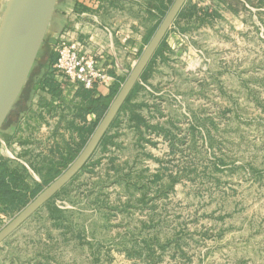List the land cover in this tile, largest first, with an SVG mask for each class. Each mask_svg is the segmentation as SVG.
<instances>
[{"label": "rangeland", "instance_id": "1", "mask_svg": "<svg viewBox=\"0 0 264 264\" xmlns=\"http://www.w3.org/2000/svg\"><path fill=\"white\" fill-rule=\"evenodd\" d=\"M215 5L184 22L149 84L174 134L151 133L133 161L139 185L94 170L92 155L0 243V264H264V0ZM47 46L0 131V159L43 188L82 150L64 166L56 148L79 142L69 128L85 105L81 87L72 98L38 91ZM19 211L0 212V229Z\"/></svg>", "mask_w": 264, "mask_h": 264}, {"label": "crops", "instance_id": "2", "mask_svg": "<svg viewBox=\"0 0 264 264\" xmlns=\"http://www.w3.org/2000/svg\"><path fill=\"white\" fill-rule=\"evenodd\" d=\"M169 1L58 0L44 44L47 42L49 54L51 55V49L54 48L65 32L68 31L66 34L67 39L79 40L83 44L84 52L96 55L105 73L104 81L98 82L95 88L91 90L93 98H98L99 96L108 97L111 86L119 81V79H123L124 82L136 64L146 45L145 42L148 35L156 30L161 21L162 9L166 6L170 7ZM229 1L192 0V3L198 7L204 6V8L208 5L209 11L212 12V8L216 6L215 3H227ZM7 2L8 0H0V12L6 7ZM191 21L197 22V18L194 16ZM180 33V30L173 26L168 31L167 44L173 52L178 48L177 44L180 40ZM50 55L44 64L46 72L49 70L48 67L52 66ZM166 55L168 54L166 53ZM166 55L164 59L157 58L152 66V71L148 78V83L152 85V88H156L157 83L155 79H157L158 75L161 72L164 73L165 69L171 65L170 59L173 57L172 53L168 55V59ZM39 86L41 87L38 91L41 90L43 93L48 92L42 89V83ZM79 87L75 84H69L61 91L68 98H72ZM84 90L87 91L86 89ZM154 96L145 94L139 97L138 102L143 101L147 105L140 110V113L148 120L150 125L163 127V122L159 121L160 116L163 114H161L159 107L154 104V101L157 99L156 95ZM54 99L57 98L54 97ZM30 114L32 113H28V118ZM89 120L94 121L95 114L89 113V116L86 117V122ZM76 121L77 123L79 121V124L83 123L79 119ZM138 128V124L135 121H130L127 115L123 119L121 126L112 130L109 139L110 144H107V148L100 147L98 149L96 153L98 154V159L96 162L100 161V163H95L98 169L94 170L104 171L107 176L114 174L115 178L117 175L110 166V156L116 157L115 163L118 161L133 163L142 152L140 148L142 139L140 138ZM141 128L144 130L143 126ZM73 134L77 133L73 132ZM112 136H114V139H112ZM111 140L114 144H112ZM150 140L152 139L150 138ZM101 174L103 176L102 172Z\"/></svg>", "mask_w": 264, "mask_h": 264}, {"label": "water", "instance_id": "3", "mask_svg": "<svg viewBox=\"0 0 264 264\" xmlns=\"http://www.w3.org/2000/svg\"><path fill=\"white\" fill-rule=\"evenodd\" d=\"M58 0H8L0 24V131L26 85ZM188 0H173L78 156L0 229V243L88 163Z\"/></svg>", "mask_w": 264, "mask_h": 264}, {"label": "trees", "instance_id": "4", "mask_svg": "<svg viewBox=\"0 0 264 264\" xmlns=\"http://www.w3.org/2000/svg\"><path fill=\"white\" fill-rule=\"evenodd\" d=\"M230 1L237 2V0H230ZM169 2L170 4H172L173 0H170ZM168 8L169 7L166 6L165 8L162 9L160 20H162ZM216 14L218 15L219 13ZM194 16L197 19L203 20L206 16H209V14L205 12L203 8L198 7L196 4L191 5L190 0H188L187 3L182 8V10L180 11L178 17L176 18L172 26L179 30H182L183 29L182 23H184L186 20H191ZM153 32L154 31H152L148 35L145 43L148 42ZM167 35L159 45L158 49L156 50L148 66L142 73L139 81L137 82L132 92L128 96L127 100L125 101L124 105L119 111L117 117L111 124L109 130L101 140L99 146L95 151V154L97 153L98 149H100V147L107 148V144H110L109 139L111 137L112 130L117 127H120L123 119L127 115L130 121H135L139 126L138 132L140 138L142 139L141 147H140L141 150L143 149L145 144L151 142L150 138H148L151 135L149 133L161 132V129H163L162 127L150 125L148 123V120L142 116L140 110L147 105L143 101L138 102V99L141 95H145V94H149L150 96L155 97L154 96L155 93H153L154 89L153 90L148 89L149 88L148 78L150 77V73L152 71L151 69L153 64L156 62V59L157 58L164 59L166 53L168 55L170 53H173L172 49L168 47ZM168 55H166L167 59L169 58ZM56 58H57V53L53 51L50 55L51 64L55 62ZM122 83H123V79H119V81L115 82L111 86L110 93L108 96L109 99L108 97H102V96H99L98 98H93L91 90L85 91L84 88L81 87L82 89L80 90L78 95L81 96L82 101L85 105L83 107H78L77 109L78 111L75 115L76 119L74 118L69 128L71 129L72 132L77 133L79 142L75 143L76 146H72L71 144L67 143L64 149H61L60 147L56 148V150H58L59 154L62 156L61 158L64 160L63 162L65 164L64 166H67L73 160L76 153L79 152L80 149H82V147L86 144L87 140L93 133L98 122L101 120L106 110L108 109L109 102H111L112 98H114L119 88L121 87ZM42 89L47 90L54 96H60L62 93L59 84L56 83L53 74H51L49 71H47V73L44 75L42 79ZM88 113L95 114V120L90 123L86 122V117ZM77 119H79L83 123L82 124L77 123L76 122ZM141 126L144 127V130L143 128H141ZM163 130L166 137H171L174 134V131L172 129H163ZM112 139H114V136H112ZM111 142L112 144H114L112 140ZM142 154L143 152H141V155ZM115 161H116V157L110 156L109 163L112 169L116 172L117 181L123 182L127 188H129L132 185L133 186L139 185L141 179L139 176L136 178L133 175V170H132L135 162L134 164L133 163L130 164L129 162H124L123 164H121L122 165L121 166V165H117ZM99 163L100 161L96 162V164ZM87 165L88 163L85 165L84 168H86ZM45 183L47 184L48 182ZM42 188H43V184L33 185L30 181H28L25 173L20 168L12 167L8 159L5 158L0 159V212L13 213L21 210L42 190Z\"/></svg>", "mask_w": 264, "mask_h": 264}, {"label": "built area", "instance_id": "5", "mask_svg": "<svg viewBox=\"0 0 264 264\" xmlns=\"http://www.w3.org/2000/svg\"><path fill=\"white\" fill-rule=\"evenodd\" d=\"M65 32L54 49L57 58L48 71L61 89L69 84L93 90L98 82L104 81L105 73L96 55L83 51V44L77 39H67ZM47 91V90H45Z\"/></svg>", "mask_w": 264, "mask_h": 264}]
</instances>
